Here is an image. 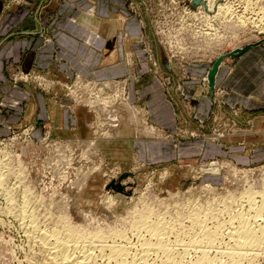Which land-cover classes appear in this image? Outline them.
Returning <instances> with one entry per match:
<instances>
[{"label": "rangeland", "instance_id": "374dc122", "mask_svg": "<svg viewBox=\"0 0 264 264\" xmlns=\"http://www.w3.org/2000/svg\"><path fill=\"white\" fill-rule=\"evenodd\" d=\"M124 1L131 14L144 21L147 31L153 34L155 44L163 51V56L158 57V60L152 59V62L154 67L159 63L168 68L169 75L165 76L164 82L170 88V98L174 101H178L179 91L182 94L175 71L184 74L187 65H213L220 55H226L249 44H252V47L264 42V0ZM236 11L238 18L232 20ZM24 76L25 73L15 76L13 82H21V77ZM202 84L204 93L212 94V99L218 97L216 86H210L208 73L202 77ZM120 88L118 85L116 88H106L99 84L85 89L86 101L95 100L96 95H99L100 101L92 105L100 108V113L90 109L87 104L77 102L90 113V137L69 139L53 135L50 127L45 125L41 137L47 133L52 139L49 144H42L39 142L41 137L33 135V125L15 126L7 135H0V264H57L49 259L50 255L46 250L48 247L44 243L41 244V235L37 234H51L57 231L64 241H70L67 225H75L78 233L85 239H76L78 243H86L82 248L88 245L86 249L94 251L96 264H103L102 258L110 254V244H127L130 241L139 244V235L150 238L146 229L136 227L141 215L150 216L151 221L160 219L159 222H162L165 228L168 227L166 239L175 245V252L182 253L184 243L197 242L201 238L203 229L199 224L195 225L197 222L203 220L209 227H214L215 224L223 225L226 222L227 225H224L229 226V221H235L236 226L241 211L243 214H259L255 211L264 203V151H258L257 148L261 142L264 145V134L247 132L253 126V120L254 125L258 127L260 121L255 118L257 114L245 119L239 118L240 114L235 112L221 111V118H216L214 114L215 117L209 121L203 132V122L197 119L200 130H185V134L183 132L179 137H175L177 144L180 140L198 138L222 144L229 141L234 144L233 151L215 153L208 150L197 154L195 148L198 146L190 145L188 149L193 150L186 151L185 157H171L162 162L138 160L136 165L132 157H129L128 151H125L122 159L126 163L134 164L129 168L126 167L129 164L119 163L118 158L113 157V147L109 142H105L107 156L99 146L100 141L113 140L117 129L116 123L114 128L103 134L107 126H103L106 120L99 119L100 116L104 118L111 112L116 113L117 110L112 109L128 101L125 85ZM68 90L70 92L69 87ZM183 97L185 96L182 94ZM218 101L219 99L213 100L215 105ZM175 105L180 113L183 108L176 103ZM189 108L186 107L188 112L193 114L194 110ZM27 128L30 129L29 139L20 136ZM11 136L17 137V140H10ZM94 138L98 139L90 152L87 150L88 146H76L78 140L88 143ZM241 141L245 142L247 147L237 149ZM65 144L70 145L68 148L72 150V163L68 166L69 169L58 171L51 160L53 155L57 154L55 148ZM70 175L71 179H76L75 184L67 178ZM85 178L86 184L80 187ZM118 182H121L123 187H115L114 183ZM249 195H254L257 201L255 208L250 211ZM21 209H27L28 215L21 214ZM199 218L201 220L197 221ZM257 221L264 226V215L257 216ZM31 224H35L38 229L33 231L31 228L34 226ZM221 230L218 233H221ZM227 231L229 230L225 229L223 235L220 234L216 240L217 245L222 246L220 250L224 249L230 240ZM98 232L106 233V236L103 234L102 238L100 237L105 244L102 241L101 244L95 237L97 234H93ZM86 234L94 236L89 239ZM177 240H181L183 245L177 244L180 242ZM82 248L79 247L83 250ZM79 249L76 253H83L79 252ZM187 252V257H183L181 264H199V251L190 248ZM259 253L250 262L244 260L241 264H264V247ZM210 256L216 259L212 260L211 264H230L227 258L215 249L211 251ZM152 257L156 259V256ZM153 258L149 263L168 264L159 259L154 263Z\"/></svg>", "mask_w": 264, "mask_h": 264}, {"label": "crops", "instance_id": "0c3cea01", "mask_svg": "<svg viewBox=\"0 0 264 264\" xmlns=\"http://www.w3.org/2000/svg\"><path fill=\"white\" fill-rule=\"evenodd\" d=\"M126 4L124 0H0V135L15 126L33 125V135L41 137L45 125L53 135L90 137V113L68 90L77 79L106 88L125 85L128 101L115 106L114 139L100 141L99 146L106 155L109 142L113 157L129 168L138 160L185 157L193 150L190 145L198 146L197 154L233 151L229 141L198 138L177 144L175 140L185 130H200L197 119L203 122V132L214 114L221 118V111L245 119L257 114L258 127L253 120L247 132L264 134V42L223 59L215 99L204 93L202 84L211 63L187 65L184 74L175 71L185 97L179 91L174 101L164 82L168 68L159 63L154 67L152 62L163 51ZM22 73H28L21 77L26 80L13 82ZM218 99L215 105L213 100ZM175 103L183 108L180 113ZM240 143L237 149L247 147ZM261 143L258 151H264ZM125 151L134 164L122 159Z\"/></svg>", "mask_w": 264, "mask_h": 264}, {"label": "bare ground", "instance_id": "6f19581e", "mask_svg": "<svg viewBox=\"0 0 264 264\" xmlns=\"http://www.w3.org/2000/svg\"><path fill=\"white\" fill-rule=\"evenodd\" d=\"M215 80H216V78H215ZM214 86H215V82L212 81L211 87L214 88ZM114 113L115 112H111L110 114L109 113L108 114L110 115L111 118H117L116 115L115 116L113 115ZM11 170H13V169H11ZM14 175H15V173H14ZM3 181H4V178H3ZM5 182L6 181H4V183ZM0 184H2L1 176H0ZM114 186L117 187V188H118V186L119 187H121V186L123 187L121 182H118L117 184L114 183ZM254 195L253 196L249 195L250 196V198L248 199L249 211L253 210V208H255V203H257V201L255 200L256 198L254 197ZM262 199H263V197H262ZM21 210H22V211H20L21 214H25L26 215L28 213L27 209H21ZM255 212H258L259 214L253 215V214H249V212H247V213H245V214L248 215L246 217L245 214H243L242 211H241L238 214L239 215V219L237 218L238 215L236 216V219H235L236 221L238 219V221H237L238 225L235 226L234 225L235 221L232 220L233 222L229 221V226L230 227L224 225V224L227 225V222L223 223V225L221 223V224H217V225L215 224L214 227H213V225H212V227L211 226L209 227V224L206 223L205 221L201 220V218H199L197 220V221L201 220V222L200 221L197 222V223L195 222L196 224L194 223V219H192V221H193V223L195 225L199 224L201 226V228L203 229L202 233H201V238H199V240L197 242L195 241V242L190 243L191 242L190 241L188 244L184 243V245L181 244V242H182L181 240H177V241H180V242H178V243L176 242V243L179 244V245L181 244V246L183 245V247H184L183 248L184 250H183L182 253L175 252L176 251L174 249V248H176L175 245H172V243H170L169 240L166 239V236H167L166 233L168 232L167 231L168 227L166 226L167 228H165L163 226V224H161L162 222L161 223L159 222L160 219H159V221L158 220L157 221H151L149 219L150 216L141 215L140 216L141 217L140 220L138 219L139 221L136 223V227L139 228V229L140 228L141 229H146V231L148 232L147 234L150 235L149 236L150 238H146L145 235L144 236L143 235H139V244L132 243V241H130V242L127 241L128 242V243L126 242L127 244H123L124 242H122L121 244L120 243L119 244H116V243L110 244V246H109L110 254H108V256H106L107 255L106 254L105 257H104L105 259L102 258L104 260V263L103 262L102 263L103 264H110L111 262L114 261V262H116V264L117 263H119V264H151L152 262L149 263V261L153 258L152 256H156V259L153 258V259H155L154 263L156 262L157 259H159L162 262L168 263V264H181L182 261H183V257L186 256V252L190 248H192V250L195 249V250L199 251V255L197 257V262L199 264L210 263L212 260L215 259V258H211V256H210L211 251L213 249H215L222 256H225L230 264H241L244 260H246V261L249 260L248 262H250L253 257L257 256L256 254L259 253L260 249L262 247H264V226H263L262 223H259L257 221V216L264 215V203L262 204V206H259V210L255 211ZM33 213H34V211H33ZM201 213H202V211H201ZM240 215H243V216L240 217ZM199 216H197V217H199ZM207 216H209V215L207 214ZM197 217H193V218H197ZM67 218L65 217V219H67ZM218 220H217V222H218ZM68 222L71 224L70 220ZM66 224L64 225V227L66 226ZM31 225L34 226V228H31V229H33V231H35L34 230L35 228L38 229V227H36L35 224H31ZM67 227H69V230H67V231H69L70 241L69 240L68 241H66V240L64 241L60 237V235L57 233V231L54 232V233H51V234L50 233H46V232L45 233L43 232L42 234H40L41 233L40 232L39 234H37V235H41L39 237V238H41L40 239L41 244L44 243V245L48 247V249H46V250H48V252H49V255H50L49 259H52L53 260L52 262L55 261L57 264H96L97 261H96L95 255L93 253L94 251L91 252L90 249L89 250L86 249V247L88 245L85 246V248H82L83 245H85L86 243L85 244L84 243L82 244V242L78 243L79 241L76 240V239H79V238H81V240H82V239H84V237L83 236L81 237V235L76 230L75 225H72V226L71 225H67ZM77 227H81V226H77ZM82 229H80V230H82ZM169 229H171V227ZM225 229L229 230V231H227V234H228L230 240L226 244V247L224 249L220 250V247H222V246L217 245V241L216 240L221 235H223L222 233L225 232ZM53 230H56V229H53ZM63 230H64V228H63ZM78 230H79V228H78ZM220 230H221V233H218ZM67 231H66V233H67ZM172 231H173V228H172ZM172 231H170V232H172ZM81 232H83V231H81ZM98 233H93V234H97L95 236V237H97L96 239L100 240L99 242H101V241L103 242L104 240L101 239L102 238L101 236L104 233L101 234L102 231H101V233H99V234ZM83 234H85V232ZM66 236H68V234ZM87 236H88L89 239H91L90 236L92 237L94 235H90V236L87 235ZM104 236H106V233L104 234ZM117 236H119V235H117ZM68 237H65V238H68ZM98 237L99 238L101 237V238L99 239ZM88 238H86V239H88ZM109 238H110V236H109ZM105 240H106V238H105ZM92 241H94V240H92ZM69 242H72V243H69ZM102 242H101V244L104 243V242L103 243ZM80 244H82V245L80 246ZM90 244H91V242H90ZM107 244H106V248H107ZM99 245H100V243H99ZM223 246H225V245H223ZM79 247L82 248L83 250L79 249ZM91 247H93V246H91ZM97 247H98V245H97ZM103 248H104V246H103ZM106 248H104V249L106 250ZM78 249L80 250L79 252L82 251L83 253L77 254L76 251ZM99 249H100V246H99ZM257 250H259V251L257 252ZM102 252H104V251H102ZM103 255H102V257H103ZM215 257H216V255H215ZM215 261H216V259H215ZM218 261H219V259H218Z\"/></svg>", "mask_w": 264, "mask_h": 264}, {"label": "built area", "instance_id": "2783aa9c", "mask_svg": "<svg viewBox=\"0 0 264 264\" xmlns=\"http://www.w3.org/2000/svg\"><path fill=\"white\" fill-rule=\"evenodd\" d=\"M233 7V6H232ZM235 10V9H234ZM243 13H245V12H243ZM239 14H241V13H239ZM235 16H234V18H232V20H234V19H236V18H238V12L236 11V14H234ZM230 19V18H229ZM26 75H28V73L27 74H25V76ZM22 80H26V79H24V78H22ZM97 84L96 83H94V82H92V81H90V80H83V79H77L76 80V82L72 85V86H69V89H70V93L75 97V98H77L78 100V102H81V103H84V104H87L89 107H90V109L91 108H93L94 110H95V112L96 111H98V113H100L99 112V110H100V108H96V107H94L92 104H95L97 101H100V97H99V95L97 96L96 95V99L95 100H89V101H86L85 100V97H84V91H85V89H87V88H91L92 86H96ZM103 88V87H102ZM96 108V109H95ZM112 108H110V110H111ZM110 110H109V112H110ZM115 111V108L114 109H112V111ZM101 111V110H100ZM97 113V112H96ZM105 114H106V111H105ZM98 118V117H97ZM99 119H101V120H106L105 122H107V123H105L104 122V124H103V126H107V128L106 129H104V133L103 134H105L106 132H108L107 130H111L112 128H114L115 126H116V122L118 121V118H111L110 117V115H107V116H105L104 118L102 117V116H100V118ZM96 130V129H95ZM15 136H18V135H15ZM20 136H24V137H26V139H29V138H31V135H30V129H25V130H23V132H22V134L20 135ZM12 137V136H11ZM96 139H98V138H94V139H91V140H89L88 141V143H86V142H83V141H81V142H79L80 140H78V142H77V147L79 148V147H82V146H88L87 147V150H88V152H90V150H93V148H92V146H94L95 145V142H96ZM10 140H17V137H12V138H10ZM50 140H52L51 138H50V136L46 133L45 135H44V137H41L40 139H39V142H41L42 144H49V143H51V141ZM57 143H61V142H57ZM84 143H86L85 145H84ZM72 145V144H71ZM68 146H70V145H68V144H65V145H60V146H58V147H56L55 148V150H56V152H57V154H54L53 155V157H52V160H51V162H52V164L54 165V167L56 168V169H58V171H59V169L60 170H67V169H69V167L68 166H70L71 165V163H72V150L71 149H69L68 148ZM72 147H75L74 145H72ZM95 149V148H94ZM68 179H69V181L72 183V184H75L76 183V179H71L72 178V175H70L69 177H67ZM85 182V183H84ZM86 178H85V180L80 184V187H82L84 184H86ZM77 183H79V182H77Z\"/></svg>", "mask_w": 264, "mask_h": 264}, {"label": "water", "instance_id": "95a60500", "mask_svg": "<svg viewBox=\"0 0 264 264\" xmlns=\"http://www.w3.org/2000/svg\"><path fill=\"white\" fill-rule=\"evenodd\" d=\"M252 44H249V45H246L244 46L243 48H239V49H235V50H232L230 51L228 54L226 55H220L214 62L212 68L209 70V73H208V78H209V81H210V86L212 84V81L215 82V78H216V74H217V71L219 69V66L221 64V62L223 61L224 58L226 57H235L245 51H247L250 47H251Z\"/></svg>", "mask_w": 264, "mask_h": 264}]
</instances>
